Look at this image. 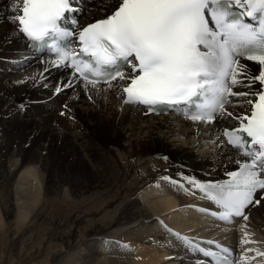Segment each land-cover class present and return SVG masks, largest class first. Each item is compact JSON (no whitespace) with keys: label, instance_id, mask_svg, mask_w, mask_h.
<instances>
[{"label":"bare ground","instance_id":"bare-ground-1","mask_svg":"<svg viewBox=\"0 0 264 264\" xmlns=\"http://www.w3.org/2000/svg\"><path fill=\"white\" fill-rule=\"evenodd\" d=\"M117 3L96 0L86 4L82 21L105 18ZM16 14L13 0H0V237L9 232L13 240L10 244L15 253L9 256L10 264L14 260L23 262L20 257L34 234L39 233V240L34 242L42 246L43 231L32 228L36 222L61 229L51 238V244L46 240L48 252L32 264H201L189 243L190 235L216 234L233 243L236 237L241 242L264 240V199L250 210L247 222L223 234L199 217L194 208L198 197L183 183L186 178L197 177V182L223 179L224 172L243 160L225 145L219 133L221 125L191 123L174 115L146 118L137 109L122 104L115 90L73 83L69 71L52 67L46 58L30 59L13 19ZM248 68L254 69L251 65ZM249 83V78L243 81L241 90L249 91L261 84L256 81L246 86ZM57 88L61 90L57 92ZM255 99L239 97L240 105L233 107L245 110L247 101ZM56 109L59 115L65 114L66 120L55 113ZM20 123L33 129L27 148L36 146L39 151L41 147L40 153H35L39 157L24 161L27 148L15 143L10 146L7 127ZM88 127L98 129L100 144L119 142L128 149L136 146L146 150L133 162L146 164L134 169L130 157L121 163L105 156L102 146L96 152L95 132L92 134ZM34 131L50 132L52 138L45 145L36 143ZM68 139L77 146L74 152L66 148ZM204 144L207 146L201 151ZM195 150H200V158ZM69 152L75 162L66 167L74 169L78 165L85 176L74 181L55 179L49 187L47 153L52 159L58 154L66 159ZM151 152L158 153L159 159ZM56 211L72 214L62 219L51 215ZM10 213L15 219L8 225L6 216Z\"/></svg>","mask_w":264,"mask_h":264},{"label":"snow or ice","instance_id":"snow-or-ice-1","mask_svg":"<svg viewBox=\"0 0 264 264\" xmlns=\"http://www.w3.org/2000/svg\"><path fill=\"white\" fill-rule=\"evenodd\" d=\"M234 7L243 11L234 13ZM74 11L72 0H13L19 30L31 40L51 41L58 57L54 63L71 60L86 80L129 81L123 88L125 103L193 104L189 118L194 121L212 122L217 111L231 117L229 97L249 95L233 91L247 72L241 58L262 66L246 86L256 81L264 86V0H118L111 14L78 32L60 23ZM72 36L79 39V51L67 44ZM125 66L127 74L121 70ZM252 95L250 115L235 117L239 127L223 130L247 161L227 173L228 181L200 185L190 180L224 210L219 213L224 220L233 215L247 220L245 209L259 204L254 194L264 190V87Z\"/></svg>","mask_w":264,"mask_h":264},{"label":"rangeland","instance_id":"rangeland-1","mask_svg":"<svg viewBox=\"0 0 264 264\" xmlns=\"http://www.w3.org/2000/svg\"><path fill=\"white\" fill-rule=\"evenodd\" d=\"M10 42L11 41H9V42H7V45H9L10 44ZM70 74V73H69ZM24 110V109H23ZM57 110V109H56ZM68 110H70L69 108H68ZM56 114H58V110L55 112ZM74 114V115H76L75 114V112L74 111H70V114ZM59 115V114H58ZM65 114H62V115H59V117H61L63 120H66L64 117ZM70 117V116H69ZM83 117V116H82ZM157 117V116H156ZM95 118H97L96 116H95ZM147 118V117H146ZM148 120V119H147ZM68 122V121H67ZM22 124V125H21ZM68 124L69 125H71L72 126V123L71 122H68ZM53 125H54V123H53ZM52 126V125H51ZM83 126H86L85 124L83 125ZM88 126V125H87ZM53 127V126H52ZM30 128V127H29ZM9 129V130H8ZM76 130H77V128H75ZM88 129H89V127H88ZM7 130H8V141H9V143H11L10 144V146L11 145H13L14 143H15V145L17 144L18 146H21L22 144H23V146H25V148H27V146H29V143L27 144V142H28V139H29V135H30V132L33 130H31V129H28V127L27 126H24L23 125V123H20V124H17V125H15V126H13V127H7ZM6 130V131H7ZM18 130V131H17ZM30 130V131H29ZM90 130V129H89ZM91 131V133L92 134H94V132H95V134H94V136H95V143L96 142H98L99 141V139L100 140H102L101 139V136H100V133H99V131H98V129H91L90 130ZM91 133H89V134H86V136H88V135H90ZM33 136L35 137L34 138V140H35V142L36 143H39V144H43V145H45V142L46 141H49V140H51V138H50V132H42V133H40V131H34L33 133ZM17 136V137H16ZM98 136H99V138H98ZM15 140H13V139ZM25 138V139H24ZM37 138V139H36ZM107 138H111V136H107ZM119 140H120V138H118ZM17 140V141H16ZM91 141V140H90ZM36 143H33V144H36ZM60 142H58L57 144H58V146L60 145L59 144ZM91 143L93 144V142L91 141ZM20 144V145H19ZM73 144V143H72ZM71 144V142L69 141V139H68V142H67V150H69L70 152H74V149L75 148H77V146H76V144H73L72 145ZM209 144H211V143H209ZM96 145H98V147L96 148L95 146H94V148L97 150L96 152H98V149L100 150V148H99V146H102L105 150H104V153H106L105 154V156L107 155V157H109V158H111V159H114V160H116V161H118V162H121V163H123L125 160H126V158L127 157H130L129 159H130V163H133V162H135L137 159H138V156L137 155H140V156H142L143 154H145V151L146 150H143V151H140L136 146L135 147H129L130 149H128V147L127 146H123L122 144H120L119 142L118 143H114V142H104V143H101L100 144V142H98V144H96ZM142 145H145V144H142ZM51 146H52V143H51ZM207 146V144L205 145L204 144V146H202L201 148H200V150L201 151H203L204 149H205V147ZM48 147V146H47ZM93 147V146H92ZM44 148V147H43ZM143 148H145V149H147L149 152H150V148L149 147H147V146H145V147H143ZM28 149V150H27ZM27 149H25V155H24V157H23V160L24 161H28L29 159H31V158H33V156L35 155V157H39V154H35V153H40L39 151H41V147H39V151L37 150V148H36V146H30V147H28ZM130 150V151H128V150ZM141 149V148H140ZM150 149V150H149ZM126 150L129 152V153H131V156H129V154H127L126 153ZM200 150H198V151H200ZM198 151H194V153L198 156V154H199V152ZM46 151H43L42 153H43V155L44 154H46L45 153ZM69 152V153H70ZM73 153H70V155L68 154V156H67V158L66 159H64V158H62L61 157V155L62 156H64V155H66L65 153H61V155L60 154H58V156L57 157H55L54 159H52V157L53 156H51V155H48V153H47V157H48V159H49V162H50V178H49V184H48V186L50 187V185L52 186L53 185V183L55 182V179H57L59 182H60V180L59 179H62V180H64V179H66V180H69V181H74L73 179L74 178H80V177H82V176H85V171H84V169L83 168H81L80 166H78L77 165V167L76 168H68V167H66L67 165L66 164H69V163H71V162H75V160H73V155H72ZM102 155H103V153H101ZM142 154V155H141ZM151 154H152V157H156L157 159H159V155H157L158 153H152L151 152ZM46 156L45 157H43L42 158V162L44 163L45 161H46V158H47ZM126 157V158H125ZM60 158V159H59ZM155 158V159H156ZM164 158H165V156H164ZM198 158H200V156H198ZM197 158V159H198ZM43 159H44V161H43ZM156 159V160H157ZM159 161V160H158ZM142 162V161H141ZM121 163H119V165L121 166V170H122V172H124V170H123V165L121 164ZM130 163H128L127 165H129ZM146 163H133V166H135L134 167V169L135 168H140V167H142L143 165H145ZM118 165V166H119ZM131 165V164H130ZM236 165H232V166H230L231 168H233V167H235ZM66 168H68L67 170H66ZM222 170H221V174H222ZM69 175V176H68ZM71 176V177H70ZM64 178V179H63ZM61 180V181H62ZM70 214H72V212L70 213V211H56V212H54V213H51V215H60V216H62V219L65 217V218H67L68 216H70ZM7 217V223H8V225H11L12 224V222L14 221V219H15V216H14V214H12V213H10L9 214V216H6ZM8 219H10V220H8ZM9 221H10V223H9ZM40 223V224H39ZM38 224V225H37ZM7 225V226H8ZM66 225V224H65ZM40 227V228H39ZM8 228V227H7ZM32 228L34 229V231H39V230H42L43 231V240L42 241H40V243L42 244V246L40 245H36V243L35 242H37L39 239H38V237H39V233H37L36 235L34 234L33 235V237H32V240L30 241V242H26V246H25V249L26 250H24L23 252H22V255H21V260L23 261L22 263L23 264H32L33 262H36L37 260L36 259H40V257H42V256H44L48 251H47V249H45V247H44V244H45V242H46V240L48 241V242H50V244L52 243V241H51V238H53L54 236H55V233L56 232H58V233H60V229H61V227H59V226H55V227H53V228H51V225L50 224H48V226H41V222H36L35 223V225H33L32 226ZM55 229V230H54ZM38 235V236H37ZM41 235V234H40ZM10 235H9V232H6V233H3V237H0V264H10L9 263V259H10V257L15 253V251H13V247L11 246V244H12V239H10V237H9ZM9 237V238H8ZM35 239V240H34ZM50 240V241H49ZM35 241V242H34ZM47 242V243H48ZM11 243V244H10ZM38 248V249H37ZM51 249V248H50ZM9 253V254H8ZM11 253V254H10ZM26 253V257L24 256V254ZM27 254H29V255H27ZM10 256V257H9ZM9 257V258H8ZM23 257V258H22ZM25 257V258H24ZM8 259V260H7ZM36 260V261H35ZM8 261V262H7ZM14 262V264H18V261L16 262V260H14L13 261ZM21 263V264H22ZM13 264V263H12Z\"/></svg>","mask_w":264,"mask_h":264}]
</instances>
